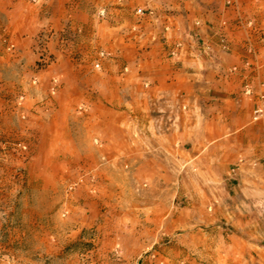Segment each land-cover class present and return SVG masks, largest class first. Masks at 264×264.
<instances>
[{"label": "crops", "instance_id": "0c3cea01", "mask_svg": "<svg viewBox=\"0 0 264 264\" xmlns=\"http://www.w3.org/2000/svg\"><path fill=\"white\" fill-rule=\"evenodd\" d=\"M38 51L51 63L35 74ZM34 76L59 78L47 124L71 167L100 186L189 188L173 244L189 264H264V0H0V101L37 91ZM81 103L87 116L66 113Z\"/></svg>", "mask_w": 264, "mask_h": 264}, {"label": "rangeland", "instance_id": "374dc122", "mask_svg": "<svg viewBox=\"0 0 264 264\" xmlns=\"http://www.w3.org/2000/svg\"><path fill=\"white\" fill-rule=\"evenodd\" d=\"M38 53L35 74L51 63ZM31 81L37 91L7 92L0 101V264H189L192 256L173 246L184 231L189 188L176 194L146 183L96 185L89 170L71 167L59 131L48 128L58 115L59 78H50L47 90H39L37 76ZM65 111L82 117L89 108ZM170 213L180 218L168 235ZM139 240L146 249H137Z\"/></svg>", "mask_w": 264, "mask_h": 264}, {"label": "built area", "instance_id": "2783aa9c", "mask_svg": "<svg viewBox=\"0 0 264 264\" xmlns=\"http://www.w3.org/2000/svg\"><path fill=\"white\" fill-rule=\"evenodd\" d=\"M40 0H31L32 3H37ZM116 5H120L122 3V0H113ZM226 7H230L233 5V0H222ZM143 10H138L136 12L137 15L143 16L144 15ZM107 17V11L105 9H100L97 12V18L98 19H105ZM177 49V46H174L173 50L170 52V56H175V50ZM103 56V54H101ZM93 68L95 70H99L100 66L99 64H94ZM245 95H250L251 92L247 89L243 92ZM264 119V96H261L259 98V105L253 110L252 112V121L253 122H259Z\"/></svg>", "mask_w": 264, "mask_h": 264}]
</instances>
